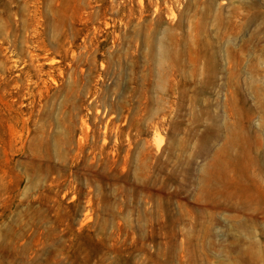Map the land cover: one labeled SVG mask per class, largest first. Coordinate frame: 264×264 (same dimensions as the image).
<instances>
[{"label": "rangeland", "instance_id": "rangeland-1", "mask_svg": "<svg viewBox=\"0 0 264 264\" xmlns=\"http://www.w3.org/2000/svg\"><path fill=\"white\" fill-rule=\"evenodd\" d=\"M0 264H264V0H0Z\"/></svg>", "mask_w": 264, "mask_h": 264}]
</instances>
